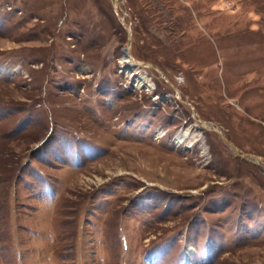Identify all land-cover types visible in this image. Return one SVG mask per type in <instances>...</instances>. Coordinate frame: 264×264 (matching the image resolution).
<instances>
[{
  "label": "rangeland",
  "instance_id": "rangeland-1",
  "mask_svg": "<svg viewBox=\"0 0 264 264\" xmlns=\"http://www.w3.org/2000/svg\"><path fill=\"white\" fill-rule=\"evenodd\" d=\"M118 2L0 0V264H264V0Z\"/></svg>",
  "mask_w": 264,
  "mask_h": 264
},
{
  "label": "bare ground",
  "instance_id": "bare-ground-1",
  "mask_svg": "<svg viewBox=\"0 0 264 264\" xmlns=\"http://www.w3.org/2000/svg\"><path fill=\"white\" fill-rule=\"evenodd\" d=\"M129 59H131V57ZM129 59L124 61V63L127 65L125 68H123V73L126 74L128 72H133V73L138 72L137 68L139 67V65L136 63V60L134 61L132 59L131 60H129ZM150 85H151V82L149 81L147 75L142 73V74L138 75V78L135 80L133 87L141 90L142 88L149 89ZM184 135L182 133L181 135H179L177 137V146H180L183 143Z\"/></svg>",
  "mask_w": 264,
  "mask_h": 264
},
{
  "label": "water",
  "instance_id": "water-1",
  "mask_svg": "<svg viewBox=\"0 0 264 264\" xmlns=\"http://www.w3.org/2000/svg\"><path fill=\"white\" fill-rule=\"evenodd\" d=\"M115 2H116V5L119 4L118 0H115ZM122 22H123V24L125 25V27L127 28V31H128V34H129V38H128V42H129V44L125 46V51H124V53H125V56H130L131 59L135 61V58H134L133 55H132V48H131V42H132L133 34H132L131 29L127 26V23H126V21H125V18H122ZM157 70H158V69H157ZM158 71H159V70H158ZM160 73H162V72H160ZM220 136L222 137V139H223L225 142L230 143V142L226 139V137H224V136L222 135V133H220ZM230 144H231V143H230ZM231 146H232V147L234 148V150L238 153V149H237L234 145H232V144H231ZM238 155H239L240 157H243V158H244V157H247V158H254V159L260 161L259 158H256V157H253V156H249V155H241V154H239V153H238Z\"/></svg>",
  "mask_w": 264,
  "mask_h": 264
}]
</instances>
